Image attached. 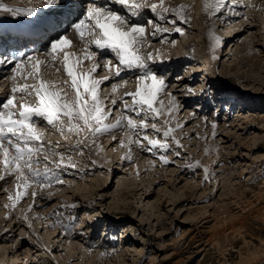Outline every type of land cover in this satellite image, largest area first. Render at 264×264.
Here are the masks:
<instances>
[{
	"label": "rangeland",
	"instance_id": "obj_1",
	"mask_svg": "<svg viewBox=\"0 0 264 264\" xmlns=\"http://www.w3.org/2000/svg\"><path fill=\"white\" fill-rule=\"evenodd\" d=\"M157 1L159 0H147L150 4L151 2L157 4ZM176 1L178 0H174V2ZM250 1L252 2L249 3L253 4L248 6V3L245 2L244 10H240L242 14H238V17H235L237 14L230 13L231 11L228 10L229 6H224V9L219 11L218 17L206 26L204 21L206 17L204 15L206 14L203 13V10L201 11L200 9L199 11V9L194 8V5H191L190 8L188 6L189 20L186 23V27L182 28L186 39L178 35L169 42V45H167L165 39L167 37L152 41L146 35V44H144V48H141V54L151 52L150 54L153 56L162 58H170L176 54L183 57V59L185 58L187 62L184 61L181 67L178 66L175 69L169 67L161 72H155L164 79L167 85L166 91H162L158 95L157 103L154 105V107L159 108V102L162 101L163 114L154 119L152 114H148L145 117L141 113L142 115H139L136 120L137 132L134 130V133H132L129 130L130 128L127 127L128 131L125 130L124 135H118L117 138L119 139L116 143L118 146L115 145L114 151L107 146L108 138L93 137L89 130L77 134L76 132H68L65 127L63 134L60 131L54 133L57 135L61 134L62 138L67 140L66 148L59 150L55 149V147L51 149L44 147V151L40 154L47 157L60 158L59 153L64 152L67 155V157H64L65 160L70 159L73 165L75 164L76 170L80 169L78 173L84 172L78 174L73 171V176L61 174L60 179L64 184L58 183L51 188L47 186V190L44 187L41 190L39 186L42 191L41 196H44L43 193H48V196L52 194L51 202L42 209L48 220L50 219L52 223H62L60 217H62V210L65 211V208H62L63 205L74 204L77 208L78 216L72 215L70 217L71 219L75 217V222L78 220L80 222L78 221L76 224L77 227L74 226V222H70L72 224L71 229L76 230L75 233L84 231V234H87L85 237L89 236L88 238L92 239L95 245H98V242L95 243V241L104 240L100 238H104L105 230L103 229L107 225L106 222L111 224L112 228L115 226L117 231L113 232V234L119 235L123 240V244H126L127 247L130 246V250L134 249L133 246L142 250L139 255L138 251L128 252L125 264H239L242 258H246L248 254L253 253L255 250L262 252L258 254L259 256L256 255L249 264H264V191H262V189L264 190V158H262V156L264 157V6L259 7L260 3L264 5V0ZM229 14L233 16L230 19L233 23L229 21L227 23L223 22L226 18L225 15L228 16ZM172 18L173 15H169V18L163 24L164 27L169 25L167 22L169 20L171 22ZM149 19L150 21L155 19L152 22L157 23L156 15L154 18ZM252 20L256 23L253 27L250 26ZM156 25L159 26L158 23ZM227 32H230V37ZM227 38H235L234 40L240 44V49L245 45L250 46L253 44L251 53L244 55L243 60L232 59ZM189 39L191 42H195V45L192 48L183 50L180 43L186 45L185 42ZM222 39H225V41ZM217 44L222 45L220 48H215ZM209 49L214 51L209 52ZM178 59L182 58L179 57ZM239 61H242L241 66H238ZM202 63L204 64L202 65ZM198 68H203L204 71L196 73ZM84 70H87V68H84ZM102 70L99 73V77L109 74L106 68ZM192 70L195 75L191 76ZM60 73L51 82H55L58 88H64L68 93V97L71 98L73 92L70 83L67 86L65 84V81L69 79L60 77ZM44 76L46 75L44 74ZM204 77L208 80L213 79L212 82L214 84L207 82ZM124 81L118 83L121 86L117 91L118 93L115 92L117 95L136 91L135 84H138L137 80L133 82L134 84L131 82L125 83ZM113 86L110 85V92H113ZM204 91L211 100H214L208 108V104L204 102L206 98H203ZM220 92L223 93L221 96L227 93L235 98V101L240 102L239 104L242 105L239 106L236 103L237 107H242L240 113L244 114L243 116L251 115V119H254L252 123L250 121L246 123L247 126H251L249 130L245 131L244 134L241 132L237 133L240 139L239 137L236 139V135L232 134L236 132L235 129L231 133L224 131L227 128L226 125L232 126L231 123L236 119H241V116L238 114L239 109L237 110V108L227 115L222 110L216 109ZM106 93H108L107 89L105 90L104 87L100 88V97L102 96V99L108 101L109 98H107L108 94ZM176 98L181 106L176 112H170L167 119L164 111L171 109L172 99ZM118 99L122 101L121 98ZM131 99L130 96L124 98L130 106ZM221 103L219 101L220 105ZM229 103L231 104V102ZM111 104L110 99L105 103V106L108 107ZM118 106L121 107V104L119 103ZM202 108L207 112L205 113ZM111 109L110 107L109 110ZM118 109L119 107L115 108L114 111L112 109L113 113H110L108 120L114 119V117L124 112L123 109L122 112L120 110L117 111ZM128 114H131V112ZM135 115L137 114L134 113V117L133 115H129L126 118L118 117L117 120L122 119L125 122L129 118L134 120ZM184 116L186 117L183 118ZM204 118L215 121L219 119L218 123H220V127H223L222 129L220 128L219 134L215 136L214 141L211 140L210 133L204 141L202 139L204 135L202 138L199 135H191L194 129L195 133L197 132L196 134L203 132L201 124ZM38 120L39 118L36 120L37 123ZM116 122L110 124V126ZM143 122L147 123V131H143L144 133L142 132V127H140ZM67 123V118H64L65 126ZM182 123H185L184 127L181 130L176 129ZM153 124L156 125V129H159V131L152 127ZM168 128L174 129V131L165 138L164 132ZM145 135H147L149 140L156 139L162 143L166 142L168 149L164 150L157 147L153 150L148 142H144ZM190 135L191 139L189 140L187 138ZM132 138L139 141L142 150L151 151V155L154 152L155 156L153 155L154 157L150 159L147 158L151 155L147 156L146 153L137 149L134 144L131 145V153L126 150L125 146L128 145ZM53 139V144L56 145L55 138L53 137ZM211 142L212 145H215V149L218 148L216 150H218V153L220 152V157L212 168L208 167L205 170L207 160L210 161L213 158L209 157L205 152L208 147L207 144ZM99 143H101L100 146ZM70 145L76 147L69 149V147L72 148ZM54 150L58 151L57 155H52V152H55ZM125 152L127 157L133 156L128 159H130L131 166H133L136 173L138 172L137 169L142 166L138 159L143 160L142 163L147 164L148 162L150 164V166L148 164L144 167L145 169L140 171V179L136 173L134 176L120 173L121 168L119 166L123 167L124 164H118L123 162L120 158ZM231 154L236 155L232 158ZM158 155L168 159L169 162L165 164L159 162ZM151 163L157 164L155 170H151ZM42 165L44 164L40 166ZM208 172L219 176L217 185L214 175H210ZM161 173L164 177H162ZM3 181L4 178L0 182V185H2L0 187V200L4 202L2 205L10 202L7 192H13L15 189L14 184L12 185L11 182L3 184ZM247 184L250 185L252 190L247 191L245 197L238 200L234 194L236 191L233 189ZM196 185L199 186L195 189ZM35 186L30 184L28 187L29 193H32L37 188ZM145 186L152 189V191L145 194L143 190ZM216 186L217 188H215ZM121 189L123 191L120 193ZM99 196H102V198ZM147 196L149 197L147 198ZM97 197H99L98 200H96ZM60 198L64 202L59 200ZM159 198H161V203L157 207L155 202ZM22 199L23 202L16 203L18 204L17 206L13 204L14 206L12 205L10 208H0V259H2L0 264L25 263L23 260L18 263L12 262L14 259L12 254L5 250L7 246L11 245L8 243H13V247L15 244L21 243L20 250H22V253L23 251L28 252L32 248L36 249H34V254L38 250H43V248L50 253L51 247L48 246V238L44 237L45 226L37 224V221L32 219L31 227L34 230L33 233L31 228L27 230L26 226L28 224L22 222L24 215H27V218L31 216L27 209L29 207L28 203H31V198L26 196ZM87 200H92L93 203L90 202L89 204L91 205H89ZM148 201L155 206L151 212H149V209L144 211L145 208L143 206ZM230 202H232L230 207H233H231L233 213L230 216L235 218L232 229H230V225H227L230 227L220 225V220L224 217L221 216L223 211L216 212L213 210L216 203L220 205L229 204ZM88 205L92 207L90 208ZM85 207L88 209V216L83 214ZM204 207H207V214L204 211H199ZM68 212L66 209L64 213ZM84 219L87 220V223L86 225H81V221ZM66 221L71 220L69 218ZM95 221H97L98 225H91ZM16 222L21 224L18 226ZM59 226H57L55 234L59 233ZM92 226H96L97 229H93ZM9 227L13 228L11 233L6 230ZM38 227L39 229H37ZM30 233H36L38 235L37 238H30ZM219 236H224V240ZM38 238L42 241L40 244L42 249L38 247L39 241H36ZM121 242L116 241V243ZM36 255L37 259L35 260V257H31L30 263L32 261L34 264H42L43 261L40 263L38 259L45 258L59 264V253H54L53 256H50L40 252ZM90 257L82 259L81 256H78L73 261V264H93L92 259L89 260ZM87 259L88 261H86Z\"/></svg>",
	"mask_w": 264,
	"mask_h": 264
},
{
	"label": "snow or ice",
	"instance_id": "obj_2",
	"mask_svg": "<svg viewBox=\"0 0 264 264\" xmlns=\"http://www.w3.org/2000/svg\"><path fill=\"white\" fill-rule=\"evenodd\" d=\"M219 2L220 0H213L216 6H219ZM109 4L121 5L131 15H136L137 10L144 6L136 3V0H100L99 4L96 0H92L78 21L72 25L79 39L86 45L85 55L80 56L69 51L68 49L73 46L72 40L64 35L57 36L50 43L51 51L46 53L51 58L50 60L28 56L27 60L18 61L14 65L12 77L14 81H18L21 77L25 81L28 79L36 81L33 84L27 82L22 85L15 84L11 89V97L0 104V164L3 165L6 175L15 174L17 180L22 182L17 185L18 188L22 186L27 189L31 183H36L41 188L50 186L49 183H45L51 178L48 168L45 167L43 174L35 170L40 161L34 157L44 151V145L42 143L43 132L37 127L34 117L42 118L47 122V125L58 128L61 134L64 133L65 127L70 133L79 134L87 128L90 133L96 134L121 125V120H117L116 124L111 126L104 123L109 118V113L105 112L104 101L100 98L99 92L100 85L109 77L95 78L94 74L100 66L99 63H94L87 72L78 70L84 60H95L96 53L88 50L91 45H94L95 49L100 50L101 53L107 50L115 54L118 64H114L111 59L104 61V67L113 72L114 76L121 77L122 72L139 71L136 91L125 93L132 98L131 107H128L126 100L121 101L125 105L126 111L135 112L138 116L143 113L145 117L152 114L154 119L163 114L161 111L163 102H159V108L154 105L157 103L158 95L167 85L162 77L148 67L146 59L152 60L153 57L149 55L145 58L139 54L146 40V26L130 22L129 17L123 14L122 10L118 11L114 7H109ZM158 7L163 12L169 11L164 7V0H160V5L152 4L151 11L155 13ZM205 7H210L208 0H205ZM179 11L182 12L183 7ZM23 14L32 16L35 14L34 9H27ZM148 23L153 22L149 21ZM159 30L156 28V31ZM176 31L179 32L180 29L177 28ZM13 59L2 58L0 65L12 63ZM48 66H54L57 72L62 69L67 74L69 80L65 81V84L69 85L70 83L73 92L71 99L64 88H58L55 82L45 81L42 78L41 68ZM121 79L124 78L121 77ZM120 86V84L114 85L113 93L117 92ZM17 93L20 94L19 97H17ZM33 94L34 103H30L28 101L33 97ZM17 99L20 100L19 104L16 103ZM112 103L115 104L116 101L113 100ZM17 108L18 112L15 111ZM170 112L171 109L169 114ZM64 118H67L68 121L66 126ZM127 126L133 130L137 127L135 121L130 118L127 121ZM140 127L147 128V123L143 122ZM152 127L156 129L155 124ZM156 130L159 131V129ZM173 131L174 129L168 128L164 132V137L167 138ZM144 139L148 140V144L152 148L159 147L167 150L166 142L149 140L147 135L144 136ZM131 142L129 141V143ZM176 143L179 144L178 141ZM52 155H57V153L52 152ZM59 155L61 159L56 167L63 165V154ZM161 159L164 160V163H168L166 158L161 157ZM66 166L75 167L70 159ZM41 176H43V181ZM3 178L0 176V179ZM56 182L63 183L59 178L56 179ZM32 195L35 197L36 193L34 192ZM21 198V194L17 193L15 199L18 201ZM10 199H12L11 196Z\"/></svg>",
	"mask_w": 264,
	"mask_h": 264
},
{
	"label": "bare ground",
	"instance_id": "obj_3",
	"mask_svg": "<svg viewBox=\"0 0 264 264\" xmlns=\"http://www.w3.org/2000/svg\"><path fill=\"white\" fill-rule=\"evenodd\" d=\"M28 2V4H30V5H32V4H38L39 5V3H43V2H40V1H38V2H34V3H31V0H0V2H6V3H10V2H13V4H23V3H25V2ZM153 1V0H152ZM158 3L156 4V5H160V0L159 1H157ZM245 2H247L248 3V6H251L253 3H249V2H252V1H250V0H238V1H236V0H220V2H219V6H216V4L215 3H213V0H208V3H209V5H210V7H208V8H206L205 7V0H178V1H176V2H174V0H164V7L165 8H167V9H169V11H167V12H164L165 14H168V15H173V18H172V21L170 22V20H169V22H167L169 25V27L167 26V27H164V23H165V21H167V18L165 17V16H163V15H161V14H159L158 12H163L162 11V9L160 8V7H158L157 8V13H153L154 14V16L156 15V19H157V23H158V25L159 26H157L156 24L157 23H155V22H153V23H149V25H147V29H145V31H146V35H147V37H148V39H151L152 41H157V40H159V39H162L163 37H167V38H165L166 39V42H167V45H169V42L172 40V39H174L175 37H177L178 35H181L182 36V38L183 39H186L185 37H184V32H183V30H182V28L183 27H186V23L188 22V20H189V16H188V13H189V11H188V9H187V7L189 6V8H190V6L191 5H194V8H197V9H199V11H200V9H201V11L203 10V13H205L206 15H204V16H206L205 18H204V21H205V26L206 25H208L209 23H212V20H214L216 17H218V15L220 14V10H222V9H224V6H229V8H228V10L229 11H231L230 13L231 14H237L235 17H238L239 15L238 14H242L241 12H240V10H242L243 8H244V5H245ZM100 3V0H98L97 1V4H99ZM246 3V4H247ZM152 4H154V3H152L151 2V4L149 5V6H151ZM256 5V4H255ZM109 7H114L115 9H117L118 10V8H116V7H118V5H112V4H109L108 5ZM121 6V5H120ZM264 5H262L261 3L259 4V7H263ZM181 7H183V11L181 12V11H179V9L181 8ZM248 8H250V7H248ZM252 8H253V6H252ZM140 9H143V8H140ZM139 9V10H140ZM160 9V10H159ZM0 10H1V8H0ZM139 10H137V12L139 11ZM144 10V9H143ZM146 11L148 10V9H145ZM151 10V9H150ZM244 10V9H243ZM119 11V10H118ZM7 12V11H6ZM150 12H152V11H150ZM244 15V14H243ZM169 17V16H168ZM225 20H223V22H232L233 23V21H231L230 19H232L233 18V16H230V14L227 16V15H225ZM149 18V17H148ZM142 19H136V18H134V17H132V19H131V22L133 21V22H137V21H141ZM148 20V19H147ZM147 24H148V22H147ZM178 24H181V25H178ZM171 25H173V26H171ZM254 25H256V23H254V20H252L251 22H250V26H254ZM156 28H159L160 30L159 31H156ZM177 28H179L180 29V31L179 32H177L176 31V29ZM164 29H167V31H164ZM264 32V31H263ZM153 33H155V34H153ZM228 34V36H229V33L230 32H227ZM252 36V35H251ZM230 37V36H229ZM170 38V39H169ZM226 39V38H225ZM225 39H222V40H224L225 41ZM228 39V42H227V44H229V48H230V55L232 56V59H237V61H238V59H240V60H243L244 59V55H246V54H248V53H251V51H252V49H253V44H251L250 46H248V45H245L242 49H240L239 48V46H240V44H238L234 39L235 38H227ZM147 40V39H146ZM221 40V41H222ZM186 41V40H185ZM79 42V41H78ZM186 45L185 44H182V43H180V45L182 46L181 48L183 49V50H185V49H189V48H192L195 44V42H191V40L189 39V40H187L186 42ZM74 46H75V48H77V54H79L80 56H83L84 55V53H83V49H85L86 47H85V43H83L81 46H76V43H72ZM144 44H146V43H144ZM179 44V43H178ZM226 44V45H227ZM166 45V44H165ZM172 45V44H171ZM222 45V44H221ZM221 45L220 44H217L216 46H215V48H220L221 47ZM145 46V45H144ZM147 46V45H146ZM164 46V45H163ZM177 46V45H176ZM231 46V47H230ZM246 46H248V47H246ZM168 47V46H167ZM93 48V49H92ZM144 48V47H143ZM148 48V47H147ZM145 49H146V47H145ZM89 51H95V53H96V57H95V60H87L89 63L90 62H92V65L94 64V63H99V65L101 64L100 62H102V61H106V60H108V56H109V54H111V53H109L107 50H105L103 53H101L100 52V50H98V49H95V46L94 45H91V47H90V49H88ZM74 51H75V49H74ZM73 51V52H74ZM93 51V52H94ZM143 51V50H142ZM214 50L213 49H209V52H213ZM41 53H40V55H43V54H45L46 53V51H44V52H42V51H40ZM157 52V51H156ZM147 53V52H146ZM145 53V54H146ZM151 53V52H150ZM150 53H147V55L146 56H149V55H151L152 57H153V59L151 60V64L150 65H148V67L149 68H152V70L154 71V72H156V70H163V69H167V68H169V67H171L172 69H175V68H178V66H182V64H183V62L184 61H186V59L184 58L183 59V57H181V56H178V55H176L175 54V56H171L170 58L169 57H166V58H162V57H158V56H153L152 54H150ZM39 55V56H40ZM160 56V55H159ZM186 56V55H185ZM115 57V56H114ZM182 58V59H178V58ZM211 57V56H210ZM114 60H116V57H115V59ZM158 61V63H157V61ZM190 61V60H189ZM236 61V62H237ZM242 61H239L238 62V66H241L242 64ZM204 63H202V65H203ZM7 67H5L4 68V70H3V72H0V88H2V91H0V96L2 97V98H6L7 96H8V94H10L9 92H10V88H9V83L12 81L13 82V80H12V77H13V75H14V70H12V68L14 67V64H12V65H6ZM92 67V66H91ZM197 67V66H196ZM199 67V66H198ZM201 67V66H200ZM100 68H101V66H100ZM43 69V71H46V72H50V74H53V76L55 77V76H58V73H63L64 71L61 69V71H59V72H57L56 71V69H55V67L54 66H48V67H42L41 68V70ZM105 69V67L103 68V70ZM79 71H81V72H87V70H84L83 68H81V67H79V69H78ZM83 70V71H82ZM97 70H99V68L97 69ZM194 70H196V69H194ZM108 71V70H107ZM114 71V70H113ZM197 72L196 73H198V72H203L204 70H203V68L201 69H197L196 70ZM109 72V71H108ZM49 74V75H50ZM64 74V77H66L67 78V76H66V73H63ZM95 75V78H97V79H103L104 77H109V79H107V80H104V82L100 85V88H105V90L107 89V92L108 93H106V94H108L107 95V98H109L108 99V101L111 99V102L113 101V100H115L116 101V105L115 104H111V105H109L108 107L107 106H105V112L107 111V108H109V107H111L112 109H113V107L114 108H117L118 107V105H119V102L121 101V100H119L118 99V97L119 98H121L122 100L124 99V98H122V97H124V95H125V93H123V94H119V95H117V93H113V92H110V85L111 86H113L114 84H112V83H115V84H118V83H120V81H124V80H126L127 82H131L132 84H134L133 82L135 81V80H137L136 82H138V76L140 75V73H139V71L138 70H136V71H128V72H122L121 73V77L122 76H126L123 80L120 78V77H116V76H114L113 75V72L111 73V74H107V75H104V76H101V77H99V73H95L94 74ZM192 75H195L194 73H193V70L191 71V76ZM116 80H115V79ZM205 78V77H204ZM55 79V78H54ZM68 79V78H67ZM207 78H205V80H206ZM213 80V79H212ZM212 80L210 79V80H208L207 79V82H210V84L212 83V84H214L213 82H212ZM135 82V83H136ZM22 85V84H21ZM137 87V83L135 84V88ZM166 89V88H165ZM163 90V92L164 91H166V90ZM221 93V92H220ZM223 93H221V94H219L220 96H218V99H220V97H221V95H222ZM226 95H224L225 97L224 98H227V96H229L227 93H225ZM99 95H100V92H99ZM18 97V96H17ZM102 97V96H101ZM100 97V98H101ZM105 97V96H104ZM115 97H117V98H115ZM131 97V96H130ZM72 98V97H71ZM70 97H69V99H71ZM103 98V97H102ZM101 98V99H102ZM113 98V99H112ZM103 101H104V105H105V103H107L106 102V99L104 100V99H102ZM175 103L173 104V101L171 102V104H172V107H171V112L173 113V112H176L179 108H180V104H179V102H178V99L176 98V99H172ZM16 101H20L19 99H17ZM186 101V100H185ZM184 101V102H185ZM213 102V101H212ZM209 103H211V102H209ZM239 106H242L241 104H239L240 102H236ZM185 104V103H184ZM231 104H232V102H231ZM230 103H229V105H231ZM113 106V107H112ZM235 106V105H234ZM159 107H160V105H159ZM231 106H229L228 108H230ZM237 108V110H238V108L239 107H236ZM241 109H242V107H240ZM162 111V110H161ZM169 111H164V115H166L167 116V119H168V113ZM241 111H239V115L241 116V119H239V120H235L233 123H231L232 124V126H227L226 125V127L227 128H225L224 129V131H226V132H232V130H236V132L234 133H232L234 136L236 135V139L239 137V139H240V136H237V133L238 132H241V133H245V131H247V130H249L250 129V127L251 126H247L246 125V123L247 122H253L254 121V119H251V115H247V116H243L244 114H241L240 113ZM142 115V114H141ZM193 115V114H192ZM189 116H190V114H189ZM188 116V117H189ZM250 116V117H249ZM186 116H184L183 118H185ZM37 118V117H36ZM39 118V117H38ZM191 118V117H190ZM40 119V118H39ZM210 119V118H209ZM119 120H121L122 122H121V125L119 126V127H114V128H110L109 130H107V131H103V132H100V133H96V134H93V137L95 136H100V137H103V135L106 137V139L108 138V140H107V146H108V148H112V151H114L113 150V148H116V146H118V145H116V143L118 142L117 140H118V136L117 135H122L123 134V132H124V130L125 129H127V127H126V122L124 121V120H122V119H119ZM186 120V119H185ZM248 120V121H247ZM202 121V120H201ZM218 121H219V119L218 120H208V118H204V121H203V123L201 124V128H202V133L201 134H196L195 133V129L193 130V132H191V135H199L201 138H202V136L204 135V137L202 138L203 139V141L204 140H206V136L210 133V137H211V140L212 141H214L215 140V136L217 135V134H219V131H220V128L222 129L223 127L221 126L220 127V123H218ZM38 122H39V120H38ZM116 124V123H115ZM114 124V125H115ZM184 124L185 123H182V124H180L181 126L180 127H176V129H182L183 127H184ZM224 126V125H223ZM85 130H88L87 128H85L84 130H83V132H86ZM132 133H134V130H132V129H129ZM143 131H147V128H142V132ZM82 132V131H81ZM82 132V133H83ZM115 132V133H114ZM80 133V132H79ZM117 133V134H116ZM144 133V132H143ZM232 134H230V135H232ZM92 135V134H91ZM191 135L190 136H188V138L187 139H191ZM96 137V138H97ZM105 137H103V138H105ZM133 137V136H132ZM231 137H233V136H231ZM162 138H163V135H162ZM100 139V138H99ZM145 140V139H144ZM156 140V139H155ZM177 140V139H176ZM130 141H132L131 143H129L128 142V145H126L125 147H126V150H128L130 153H131V145L132 144H134L136 147H137V149H139V150H141V152H143V153H146V155L147 156H150L151 154V151H149V152H147V151H145V150H142V147L140 148V144L139 143H136V141L137 140H134L133 138L130 140ZM224 141V140H223ZM144 142H148V140H145ZM222 143H226V142H222ZM100 144L101 143H99V146H100ZM103 145V144H102ZM116 145V146H115ZM122 145V144H121ZM208 145V147L205 149V152H206V154L209 156V157H215V159L213 160V158L209 161V160H207V165H206V167H205V170H207V168L208 167H210V168H212L213 166H214V164H216V161L217 160H219V157H220V152L218 153V150H216V149H218V148H216L215 149V145H212V142L210 143V144H207ZM151 146V145H150ZM174 146V145H173ZM119 147H121L120 145H119ZM118 147V148H119ZM124 147V146H123ZM117 148V149H118ZM157 148V147H156ZM99 149V148H98ZM153 150L155 149V148H152ZM151 149V150H152ZM168 149V148H167ZM215 149V150H214ZM219 149H220V147H219ZM100 150V149H99ZM221 150H222V148H221ZM119 153V152H118ZM158 154V153H157ZM153 155H154V152H153ZM153 155H151L150 157H147V158H151V157H154ZM232 155V154H231ZM236 154H233L232 155V158H233V156H235ZM129 157H133V156H129ZM129 157H127V155H126V152L121 156V158H120V160L122 159L123 160V162H121L120 164H118V165H123L124 164V166L123 167H121V166H119L120 168H121V172L120 173H124V174H128V175H135V173H136V171H134V168H133V166H131V162H130V159H128ZM161 157H163V156H159L158 155V158L160 159V161L159 162H161V163H163V164H165L164 163V160L163 159H161ZM146 158V157H145ZM262 158H264L263 156H262ZM257 159H259V158H257ZM168 160V159H167ZM260 160V159H259ZM138 161H139V163H141L142 164V166H140L137 170H138V172L136 173V175L137 176H139V179H140V177H141V174H140V171H142L143 169H145L144 167L145 166H147L149 163L147 162V164H145V163H142V161L143 160H139L138 159ZM214 161V162H213ZM119 162V161H118ZM168 162H169V160H168ZM138 163V162H137ZM158 163V162H157ZM140 164V165H141ZM149 166H150V164H149ZM99 167H100V165H99ZM156 167H157V164L156 163H151V170H155L156 169ZM119 168V169H120ZM116 169H118V168H116ZM204 169V168H203ZM123 170H125L124 172H123ZM163 172V171H162ZM210 175H214V180H215V183H216V185H217V183H218V179H219V176L218 175H216L215 173H210V172H208ZM6 175V174H5ZM14 175L15 174H13V175H6V177H4V181H3V184H6L7 182H11V181H13V182H11L12 183V185L14 184V186H15V189H14V191L12 192V191H9V193L7 192V195H8V197H9V199H10V196L12 197V199H10V202L8 203V204H4V205H2V203H4V202H1V200H0V208H3L4 207V209L5 208H10V206H12L13 204L15 205L16 203H19L20 201H22L23 199L22 198H24V197H26V196H29L30 198H31V203H28L29 204V207L27 208L28 209V212H30V214H31V216L30 217H28L27 218V215H24V219L22 220V222H25V223H27L28 224V226H26L27 227V230L29 229L30 230V228H31V231L34 233V230H32V227H31V222H32V219H35L37 222V224H40V225H42V226H45V232H44V234H45V236L44 237H46V238H48V246H50L51 248H50V253H49V251L47 252V250L45 249V248H43V250H38V251H36L35 252V254H34V249L35 248H32V249H30V251H23V253H22V250H20V248H21V243H19V244H15L14 245V247L12 246L13 245V243H8V244H11V245H9V246H7L6 248H5V250L8 252V253H10V254H12V258H14L13 260H12V262L13 263H18L20 260L22 261H25V263L24 264H28V263H30L29 261L31 260V257L32 258H34L35 257V260L37 259V253H40V252H43V253H46V254H48V255H50V256H53V254L54 253H56V254H60V255H58V263L59 264H73V261H75L76 259H77V257L78 256H81L82 257V259H86L88 256H91L90 258H89V260L90 259H92V262H93V264H125L126 263V257L128 256L127 254H128V252H131V251H138L137 253H138V255L141 253V249H139V248H137V247H135V246H133V248L134 249H132V250H130L131 248H130V246L129 247H127L126 246V244H123V240H122V238L119 236V235H117V234H115L116 235V238L117 239H115L114 238V240H103V241H95V243H97L98 245H95L93 242H92V239L90 240L87 236L85 237V235H87L86 233L84 234V231L82 232V231H79V232H77V233H75V231L76 230H74V229H71V226L69 225V224H71L70 222L71 221H63L62 223H56V222H53L52 223V221L49 219L48 220V217L47 216H45L46 214L42 211V209H43V207L45 208L47 205L46 204H48V203H50L51 201H50V198L52 197V194L50 195L49 194V196H48V193H43V195L44 196H41V193H42V188H41V190L39 189V187H37L32 193H36V195H35V197H33V195H32V193H29V188H27V189H24L22 186L21 187H17V185L18 184H22V182L21 181H17V178H16V181H14L13 179V177H14ZM161 175H162V177H164V175L161 173ZM208 176V175H207ZM12 178V179H11ZM205 178V177H204ZM9 180V181H8ZM64 184V183H63ZM35 185V184H34ZM2 185H0V187H1ZM38 186V185H37ZM199 185H196L195 186V189L198 187ZM36 187V186H35ZM54 187V186H53ZM59 187V186H58ZM174 188H175V186H173ZM49 188V187H48ZM51 188V187H50ZM145 189H143L144 190V193L145 194H147V193H149L150 191H152V189H149L148 187H144ZM187 188V187H186ZM215 188H217V186L215 187ZM45 189V188H44ZM45 190H47V188L45 189ZM45 190H43V191H45ZM233 190H235L236 192H234V194H235V197L238 199V200H241L243 197H245V195L247 194V191H249V190H252V188L250 187V185L249 184H247V185H245V186H242V187H240V188H235V189H233ZM49 191V190H48ZM52 191V190H51ZM56 191V190H55ZM54 191V192H55ZM121 191H123V189H121L120 190V193H121ZM141 191V190H140ZM215 191H216V189H215ZM262 191H264L263 189H262ZM261 191V192H262ZM27 193L26 195H24L23 193ZM65 192V191H64ZM17 193H20L21 194V196H22V200L21 199H19L18 201L15 199L16 198V196H17ZM54 194V193H53ZM152 195V194H151ZM226 195V194H225ZM233 196V195H232ZM56 197V196H55ZM55 197H53V198H55ZM59 197V196H58ZM67 197V196H66ZM99 197H101L102 198V196H99ZM99 197H97V199L96 200H98L99 199ZM149 196H147V198H148ZM160 197H161V195H160ZM234 197V196H233ZM146 198V199H147ZM76 199V198H75ZM59 200H61V201H63L64 202V200H62V198H60ZM14 201H15V203H14ZM23 201H25V200H23ZM22 201V202H23ZM90 202H92V200H87V203L89 204ZM21 203V202H20ZM93 203V202H92ZM141 203H143L142 201H141ZM145 203V202H144ZM156 206L158 207V206H160V203H161V198H159L156 202ZM231 203L232 202H230L229 204H218V203H216V205L214 206V208H213V210L214 211H216V212H221V210L223 211V213L221 214V216L223 217L222 218V220H220L221 222V224L220 225H224V227H226L227 225H230V226H227V227H230V229H232L233 228V226L232 225H234V216H230L233 212H232V208L230 207V205H231ZM59 204V203H58ZM66 204V203H65ZM80 204V203H79ZM13 205V206H14ZM18 204H16V206H17ZM46 205V206H45ZM77 205V204H76ZM89 205H91V204H89ZM88 205V206H89ZM92 206H93V204H92ZM92 206H89L90 208L92 207ZM145 209H144V211H146L147 209H149V212H151V210L153 209V208H155V206L153 205V204H151V202H146V204L143 206ZM12 208V207H11ZM62 208H65V209H67L68 210V208H75V213H76V215H77V211H76V206L73 204H69V205H63V207ZM251 209V208H250ZM73 211H74V209H72ZM84 210H85V212L83 213L84 214V216H88L89 214L87 213V207H85L84 208ZM91 210V209H90ZM69 211V210H68ZM200 212L201 211H204V213H206L207 214V207H204V208H202V209H200L199 210ZM213 211V212H214ZM29 214V215H30ZM48 215V214H47ZM26 218V219H25ZM73 218V217H72ZM90 218V217H89ZM19 219V218H18ZM17 219V220H18ZM31 220V221H30ZM54 220V219H53ZM61 221V220H60ZM87 220L86 219H84V220H82L81 221V225L83 224H85L86 225V222ZM17 224H18V226L21 224V223H19V222H16ZM77 224V223H76ZM11 225V224H10ZM58 225H60L59 227H60V231H59V233L58 234H55L56 233V228H57V226ZM39 226V225H38ZM75 226V225H74ZM50 227V228H49ZM10 228V227H9ZM8 228V229H9ZM92 228H96V226H92ZM6 229L7 230V232H12L13 231V228L11 229ZM37 229H39V227L37 228ZM6 230H5V232H6ZM42 230H43V228H42ZM58 230V229H57ZM26 231V230H25ZM6 232V233H7ZM31 235H29L30 236V238H37V236L38 235H36V233L35 234H32V233H30ZM33 235V236H32ZM77 237L76 239H75V237ZM225 235V234H224ZM124 237V236H123ZM220 238L222 237V239L224 240V236H219ZM91 238H93V236H91ZM115 240L116 241H122L121 243H118V244H116V242H115ZM10 241V240H9ZM16 241V240H15ZM36 241H39V245H38V247H40L41 248V246H40V244H41V240L38 238ZM53 241V242H52ZM86 241V242H85ZM12 242V241H11ZM13 242H14V240H13ZM85 242V243H84ZM93 244H92V243ZM7 243V242H6ZM16 243V242H15ZM91 243V244H90ZM51 244V245H50ZM37 245V244H36ZM3 248V247H2ZM42 249V248H41ZM36 250V249H35ZM11 251V252H10ZM261 252L262 251H260V250H255L253 253H251V254H248V256L246 257V258H242L241 259V262L239 263V264H249L251 261H253L254 260V258H255V256L256 255H258V254H261ZM43 255V254H42ZM47 256V255H46ZM254 256V257H253ZM259 256V255H258ZM257 256V257H258ZM21 257H23V258H21ZM11 258V257H10ZM33 260V259H32ZM1 261H2V259H0V263H1ZM38 261L41 263V261H43L42 262V264H56L55 263V261L53 262V261H50V260H46L45 258H42V259H38ZM86 261H88V259L86 260ZM122 261V262H121ZM88 263H90V262H88ZM30 264H34L32 261H31V263Z\"/></svg>",
	"mask_w": 264,
	"mask_h": 264
}]
</instances>
